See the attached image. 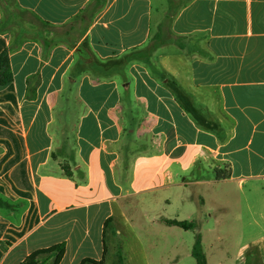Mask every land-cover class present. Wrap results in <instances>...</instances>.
Here are the masks:
<instances>
[{"label": "crops", "instance_id": "obj_1", "mask_svg": "<svg viewBox=\"0 0 264 264\" xmlns=\"http://www.w3.org/2000/svg\"><path fill=\"white\" fill-rule=\"evenodd\" d=\"M3 50L0 264L61 243L59 264H177L196 235L206 264H264V0H0Z\"/></svg>", "mask_w": 264, "mask_h": 264}, {"label": "rangeland", "instance_id": "obj_2", "mask_svg": "<svg viewBox=\"0 0 264 264\" xmlns=\"http://www.w3.org/2000/svg\"><path fill=\"white\" fill-rule=\"evenodd\" d=\"M53 32H54L56 39H58V37H60V34L63 33L61 32L60 29H53ZM34 86L35 84L33 82L29 85L30 88L28 87V96L33 95ZM15 108L16 107H13V105L10 103L0 102V142L1 144H4L5 146L4 148H2L3 145L2 147H0V154H2L0 156V168L2 167V164L5 161H7L11 156H16L18 154V149L14 148L13 146L14 144H16V142L19 143L18 141L21 140V130H20V126H19L18 118H17L18 113L15 111L16 110ZM5 144H8L10 147H7ZM198 173H199V170L197 171V173L194 172V174L188 173L184 177H186L187 182H190V181H193L191 177L193 175L194 176L199 175ZM187 189H188L187 190L188 193L190 194L189 196L191 200L193 199V201H196L194 196L197 193H201V191H204L203 187L201 186L194 187L192 184L189 186L187 185ZM227 191H228L230 200L234 199L235 197L241 196V194L238 192L239 190L235 186L229 187ZM245 192H247V190H245ZM196 205H198V207H201V204L199 202H197ZM262 213L264 214V212ZM241 214L244 216V221L242 223L244 227L240 228L239 230H236V232L237 231L239 232L240 241L242 245H245L246 243H250V241L257 234L260 235L262 233V230L258 229L257 227L248 226L249 220L247 217V213L244 211ZM226 231L229 232L230 234L232 233V230L228 228H226ZM232 240H234V235L231 237V240L229 243L226 241H223L222 244H220L218 247L220 248V250H222V252L233 253L236 251L235 250L236 246L233 244V242H231ZM192 245H193L192 239L190 241L188 237H182L180 239L179 246L173 245V244L165 245L164 251L166 252V256H167L168 253L175 250L177 252V255L179 256V260L177 264H195L194 260L192 259L190 255ZM176 246L177 248L175 249ZM22 253H23L22 248L18 249L16 252L11 254V256L5 260L4 264L18 263L19 262L18 260L21 259L20 257H22L23 255ZM238 253H242L241 250H239ZM79 257L81 258L82 256H79ZM110 259L111 258L109 256L107 258V261H104L103 264H123L121 260V253L119 251H117L114 258H112L111 260ZM51 262L52 260H48L46 261L45 264H51ZM76 262L78 263V260Z\"/></svg>", "mask_w": 264, "mask_h": 264}, {"label": "trees", "instance_id": "obj_3", "mask_svg": "<svg viewBox=\"0 0 264 264\" xmlns=\"http://www.w3.org/2000/svg\"><path fill=\"white\" fill-rule=\"evenodd\" d=\"M12 81L8 51L3 50L0 53V88L7 86ZM166 224L177 226L183 230H194L195 224L187 221H166ZM65 246L63 243L56 244L47 248L39 249L29 254L19 264H45L46 261L52 260L51 264H59L64 256ZM105 253V250H104ZM191 256L196 264H206L205 255L202 250L201 237L196 235L191 251ZM122 260V258H121ZM103 258L100 261L86 259L81 264H103Z\"/></svg>", "mask_w": 264, "mask_h": 264}]
</instances>
